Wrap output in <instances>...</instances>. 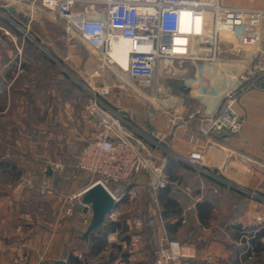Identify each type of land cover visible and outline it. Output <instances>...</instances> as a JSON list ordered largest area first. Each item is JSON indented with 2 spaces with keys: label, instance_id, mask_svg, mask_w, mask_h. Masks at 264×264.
Returning a JSON list of instances; mask_svg holds the SVG:
<instances>
[{
  "label": "crops",
  "instance_id": "crops-1",
  "mask_svg": "<svg viewBox=\"0 0 264 264\" xmlns=\"http://www.w3.org/2000/svg\"><path fill=\"white\" fill-rule=\"evenodd\" d=\"M221 3L229 7L264 11V0H221ZM0 7L2 12L6 9L9 14H19L15 0H0ZM11 8L13 11H10ZM261 32V42L255 46H241L232 35H224L219 45L220 51L224 50L230 58L234 56L237 45L241 46L242 51L240 61L229 59L224 67L214 69L207 65L198 68L197 62L200 61L178 60L196 66L192 68V78L185 77L181 81L179 92L160 98L155 95L162 87L168 90L172 87L166 79L160 78V73L171 71V67L162 69L157 80L149 84L155 90L154 97L144 103L133 102L128 108L119 110H127L125 117L144 136L150 138V142L155 140L162 145L157 153L164 161L167 185L157 191L140 187L136 195H131L130 190H136L138 184L147 179L143 177L138 184L135 181L121 183L119 187L122 195L115 207L119 218L115 221L106 220L99 230L103 232L110 222L118 223L116 229L108 233H116V241L109 243L107 234L106 246L96 254L92 246L99 233L96 231L89 241L82 239L91 212L79 211L78 203L70 214L61 209L64 201L77 192L59 197L54 207L55 214H59L55 222L47 221V216L40 211L32 213L29 208L42 195L50 194L42 192L41 188L47 186L51 189L54 179L60 178L58 166L34 161L28 165L21 159L1 161L0 264H20L14 250L20 244L26 247L28 264H55L58 260H64L65 264H76L72 262L71 255L79 259L78 264L90 258L105 262L121 257L126 259L127 264H155V239L163 231L195 248L196 256L184 260L183 264H262L264 251L254 252L250 241L260 235L259 240L264 247V20ZM20 52L22 49L18 48L16 56ZM91 52L86 60V71L90 73L87 82L92 89L101 88L106 84L103 79H97L102 69L92 68L101 51L94 49ZM48 55L55 59L50 52ZM24 65L16 61L12 67L18 70ZM245 72L248 78L236 95V109L243 118L241 130L207 136L200 134L202 117L220 107L223 93L234 89L240 73ZM1 84L18 89L28 82L23 84L16 79H3ZM15 100L23 102L22 96ZM11 101L12 97H8L6 105ZM35 103L36 112H39L37 129L41 130L40 123L44 120L42 107L40 100ZM178 119L184 124H176ZM83 120L81 130L76 131V137L82 139V148L93 133V126L85 118ZM55 121L56 117H49V125L44 127L42 133L52 136L57 129L70 127L67 122L62 125ZM44 123L42 125L46 126L45 120ZM194 150L204 153L202 163L195 166L185 161ZM47 165L53 167L54 173L45 182ZM203 168L217 173L218 180L206 174ZM169 200L176 201L181 208L180 215L175 218L170 216L173 214L171 211L165 209V203ZM203 202L212 206V214L206 222L201 221L197 206ZM134 215L145 220L155 218L158 222L162 218L164 225L159 223L138 231L141 235L140 249L131 253L128 243L134 232L131 226V217ZM236 226L247 229V234L237 237ZM249 249L252 250L251 255H248Z\"/></svg>",
  "mask_w": 264,
  "mask_h": 264
},
{
  "label": "built area",
  "instance_id": "built-area-1",
  "mask_svg": "<svg viewBox=\"0 0 264 264\" xmlns=\"http://www.w3.org/2000/svg\"><path fill=\"white\" fill-rule=\"evenodd\" d=\"M41 5L55 15L68 35H78L109 61H112L110 52L114 43L125 40L129 49L126 72L145 85L155 82L158 73L176 60L214 63L224 35H232L241 46H255L262 39L264 11L224 6L221 0H41ZM247 78L242 76L240 84ZM241 85L225 94V102L216 111L202 117L200 134L241 130L243 118L236 109V95ZM108 91L104 85L100 91L91 92L92 99L84 117L93 126V133L80 151L76 165L90 176L91 182L64 201L61 209L67 214L73 212L82 195L96 183H101L116 202L121 199L119 185L123 182L138 184L147 177L136 190H130L131 195H136L140 187L148 186L157 191L167 185L164 162H160L157 153L162 145L155 140L150 142L131 120L100 97ZM175 123L184 124L180 119ZM203 158L201 150H194L185 161L195 166L201 164ZM47 189V186L41 188L42 192ZM118 218L119 212L114 208L106 220ZM159 223L164 225L162 218L158 222L155 218L145 220L132 216L134 232L128 243L129 251L134 253L140 249L138 231ZM116 235L108 234L107 241L115 242ZM25 248L24 244L14 248L21 264L28 260ZM195 256L194 247L170 237L165 231L155 239V264H183L184 260ZM101 264L127 263L121 257Z\"/></svg>",
  "mask_w": 264,
  "mask_h": 264
},
{
  "label": "rangeland",
  "instance_id": "rangeland-1",
  "mask_svg": "<svg viewBox=\"0 0 264 264\" xmlns=\"http://www.w3.org/2000/svg\"><path fill=\"white\" fill-rule=\"evenodd\" d=\"M15 3L19 14H9L6 9L0 14V82L2 83L3 79H16L28 84L19 86L18 89L0 85V162L6 159H21L28 165L34 161L58 166L60 178L54 179L51 189L45 192L50 194L42 195V199L35 200L29 207L32 213L40 211L47 216V221L55 222L59 214H55L54 207L59 197L78 192L91 180L87 173L80 171L76 166L82 148V139L76 137V131H80L84 125L86 108L92 99L91 92L94 88L87 82L90 73L86 71V60L94 49L88 47L78 35H68L55 15L43 8L41 0H15ZM240 47H235L232 58L225 54L224 50H218V59L214 63L200 61L197 62V67L211 65L215 69L224 67V63L229 59L240 61ZM18 48H21L22 52L16 56ZM48 52L55 59L50 57ZM98 58L92 68L102 69L97 79H103L109 90L100 94V97L117 110L128 108L133 102L144 103L155 95L160 98L179 92L183 78H192V68L196 67L191 62L174 61L171 71L160 73V78L166 79L172 86L171 89L162 87V90L154 95L152 86L132 79L126 71L100 52ZM16 61L25 64L24 67L13 69L12 65ZM242 76H248L247 72L240 73L239 85ZM95 90L100 91V88ZM229 90L223 93L221 104L225 102V94ZM21 96L23 102L15 100ZM8 97H12V101L6 105ZM38 100L42 107V118L47 123L46 126L42 125L45 124L44 120L40 123L41 130L37 129L36 120L39 112H36L35 102ZM3 110L6 112L2 113ZM49 117H56L55 123L60 122L62 125L67 122L70 127L57 129L52 136L43 134L44 127L49 125ZM162 161L161 159L160 162ZM203 170L218 180L217 173L210 169ZM103 262L90 258L85 259L83 264Z\"/></svg>",
  "mask_w": 264,
  "mask_h": 264
},
{
  "label": "water",
  "instance_id": "water-1",
  "mask_svg": "<svg viewBox=\"0 0 264 264\" xmlns=\"http://www.w3.org/2000/svg\"><path fill=\"white\" fill-rule=\"evenodd\" d=\"M10 11H13L11 8ZM123 115H127V111H121ZM54 169L51 165L46 166L45 182L53 175ZM116 201L107 189L101 184L96 183L89 187L82 195L77 205L79 211L91 212V219L82 234V239L89 241L90 236L101 228L105 222L107 215L116 207ZM55 264H65L64 260H58Z\"/></svg>",
  "mask_w": 264,
  "mask_h": 264
},
{
  "label": "trees",
  "instance_id": "trees-1",
  "mask_svg": "<svg viewBox=\"0 0 264 264\" xmlns=\"http://www.w3.org/2000/svg\"><path fill=\"white\" fill-rule=\"evenodd\" d=\"M163 195L165 196L166 192ZM197 206H198L201 221L206 222L212 214L211 213L212 206L207 202L198 203ZM165 209L167 211H169V212L171 211L173 213L172 215H170L171 217L173 216V218L177 217L181 213V208H180L179 204L174 200L166 201ZM117 226H118V223L110 222L104 227L103 232L99 231V230H101V228H99L97 230V233H99V234L98 235L96 234L97 236L95 237V244L92 246V250H94L95 254L98 253L99 250L103 249L106 246V235L109 232H112L114 229H116ZM236 228H237V232H236L237 237H241V236L247 234L246 233L247 229H243L239 226H236ZM94 233L92 234L93 236L95 235ZM259 236L260 235H257L256 237L251 238V241H250L253 245V248H254L253 251L254 252H256V250L259 252L264 251L263 243L260 242ZM247 252H248V255L252 254V250H250V249ZM71 259H72V262H75L76 264H78L79 259L77 257H74L73 255H71ZM108 261H112V260H108ZM108 261H105V262H108Z\"/></svg>",
  "mask_w": 264,
  "mask_h": 264
},
{
  "label": "bare ground",
  "instance_id": "bare-ground-1",
  "mask_svg": "<svg viewBox=\"0 0 264 264\" xmlns=\"http://www.w3.org/2000/svg\"><path fill=\"white\" fill-rule=\"evenodd\" d=\"M128 44L125 40H120L114 43L112 50L110 52L111 60L113 63H116L123 71H126L128 68Z\"/></svg>",
  "mask_w": 264,
  "mask_h": 264
}]
</instances>
